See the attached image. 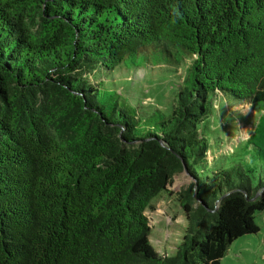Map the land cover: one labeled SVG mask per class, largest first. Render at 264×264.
Wrapping results in <instances>:
<instances>
[{
    "label": "trees",
    "instance_id": "obj_1",
    "mask_svg": "<svg viewBox=\"0 0 264 264\" xmlns=\"http://www.w3.org/2000/svg\"><path fill=\"white\" fill-rule=\"evenodd\" d=\"M152 55L192 59L168 114L90 80ZM216 94L261 112L220 167L199 134ZM256 169L264 0H0V264H219L260 231ZM185 170L188 227L161 254L146 211Z\"/></svg>",
    "mask_w": 264,
    "mask_h": 264
},
{
    "label": "rangeland",
    "instance_id": "obj_2",
    "mask_svg": "<svg viewBox=\"0 0 264 264\" xmlns=\"http://www.w3.org/2000/svg\"><path fill=\"white\" fill-rule=\"evenodd\" d=\"M139 62V67H135L127 58L114 71L96 72L90 80L95 83L102 80L108 88L117 89L131 104L138 106L142 114H150L154 109L170 113L175 105V94L188 74L192 59L186 58L180 64L158 63L156 56L152 55L149 61L139 58ZM211 102L210 114L199 125V134L208 138L211 145L209 158L216 153L219 159L215 164L220 167L224 153H231L240 141L251 135L261 112L249 103L234 102L233 99L221 98L219 94L212 96ZM232 158H225L224 166L230 164ZM257 169L253 178L259 182L264 173ZM193 183L196 179L187 170L175 175L168 186L169 191L155 198L146 211L151 226V242L161 254H175L183 241L188 220L181 206V193ZM255 221L260 231L234 240L219 264H264V211L255 213Z\"/></svg>",
    "mask_w": 264,
    "mask_h": 264
},
{
    "label": "crops",
    "instance_id": "obj_3",
    "mask_svg": "<svg viewBox=\"0 0 264 264\" xmlns=\"http://www.w3.org/2000/svg\"><path fill=\"white\" fill-rule=\"evenodd\" d=\"M168 191H169V187H168ZM168 191H166V192H168ZM161 194H162V193H161ZM159 196H160V195H159ZM157 197H158V196H157ZM157 197H156V198H157ZM153 200H154V199H153ZM173 254H174V253H173ZM173 254H171V255H173ZM166 255H167V254H166Z\"/></svg>",
    "mask_w": 264,
    "mask_h": 264
}]
</instances>
